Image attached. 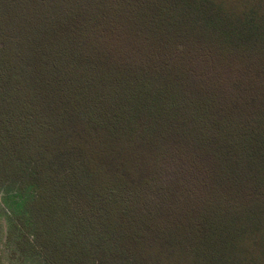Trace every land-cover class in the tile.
<instances>
[{"label": "trees", "instance_id": "16d2710c", "mask_svg": "<svg viewBox=\"0 0 264 264\" xmlns=\"http://www.w3.org/2000/svg\"><path fill=\"white\" fill-rule=\"evenodd\" d=\"M3 187L48 264H264V0H0Z\"/></svg>", "mask_w": 264, "mask_h": 264}, {"label": "rangeland", "instance_id": "374dc122", "mask_svg": "<svg viewBox=\"0 0 264 264\" xmlns=\"http://www.w3.org/2000/svg\"><path fill=\"white\" fill-rule=\"evenodd\" d=\"M23 212L24 205L17 190L0 188V264H48L40 254L19 245L21 228L15 221Z\"/></svg>", "mask_w": 264, "mask_h": 264}]
</instances>
